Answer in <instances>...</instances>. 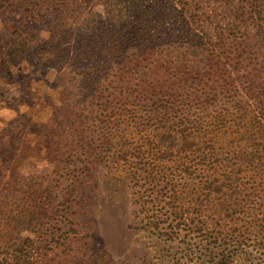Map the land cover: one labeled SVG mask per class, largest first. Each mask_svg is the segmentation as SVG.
<instances>
[{
    "label": "trees",
    "instance_id": "trees-1",
    "mask_svg": "<svg viewBox=\"0 0 264 264\" xmlns=\"http://www.w3.org/2000/svg\"><path fill=\"white\" fill-rule=\"evenodd\" d=\"M90 1L103 4L99 11L90 6V32L70 14L52 13L34 23L48 30L45 45L34 36L31 43L21 37L13 41L30 61H53L58 43L86 58L90 46V67L77 72H90V110L86 101L79 112L90 120V165L129 183L142 213L132 224L159 239L166 252L172 249L167 254L177 264L180 258L264 264L262 7L245 11L240 0L231 12L208 14L198 0ZM73 4L53 0L51 5L71 9ZM13 26L26 34L29 25L22 19ZM24 124L8 123L4 136L18 140ZM30 126L46 137L33 145V153L52 166L49 173L63 169L65 174L67 166L71 172L88 170V146L64 148L48 138L47 127ZM56 181L59 189L50 180L26 181L20 199L31 208L13 215L30 217L31 209L56 198L67 208L74 192ZM67 211L64 225L70 223ZM21 220L12 227L29 224ZM8 227L1 226L6 248ZM66 232L55 240L65 241ZM86 264L104 262L92 258Z\"/></svg>",
    "mask_w": 264,
    "mask_h": 264
},
{
    "label": "rangeland",
    "instance_id": "rangeland-1",
    "mask_svg": "<svg viewBox=\"0 0 264 264\" xmlns=\"http://www.w3.org/2000/svg\"><path fill=\"white\" fill-rule=\"evenodd\" d=\"M86 1L84 5L81 0H64L74 3L69 9L52 7L53 0H0V264H86L92 258L104 264H177V258L167 254L172 249L166 252L159 239L132 224L142 213L137 212L138 206L132 200L136 195L131 194L129 183L115 180V176L105 173L99 164L90 165V120L79 115L81 105L86 101H89L87 109L90 110V72L77 75L83 67H90V46L84 58L79 49L58 43L53 61H30L24 53L19 55V48L14 49L15 37L31 43L34 36L45 45L50 38L48 30L41 25L34 26V23L48 19L52 13L70 14L69 17L77 23L75 25L90 32V22H87L90 6L99 11L103 4ZM198 1V5L203 6L201 11L221 14L231 12L233 5L240 0ZM242 5L245 11L250 5H260L264 13V0H242ZM22 19L29 25L26 34L16 31L13 26ZM8 56L14 60H6ZM80 78L83 81L77 80ZM50 94L53 101H50ZM49 101L56 106L54 110L48 105L51 104ZM16 120H23L25 128L20 138L11 142L8 136H4L3 129ZM31 122L33 130L47 127V135H52L48 138L57 140L59 146H88V151L85 149L88 170L71 172V167L67 166L65 174L63 169L56 172L60 177L49 173L52 166L33 153V145L44 142L46 137L29 131ZM63 155L65 160L67 153ZM29 179L37 182L42 179L44 183L50 180L52 188L58 186L56 179L63 185L69 184L68 188L74 192L70 205L64 208L56 198L41 208L31 209L33 214L30 213V217L14 216L26 213L24 208H31L20 199V190ZM66 209L70 223L64 225L62 218ZM7 214L11 216L6 218ZM20 220L29 221V224L12 227ZM4 223L9 224L5 229L7 248L2 242L4 229L1 226ZM64 230H68L65 241L55 240ZM179 262L211 264L184 262L182 258L178 259Z\"/></svg>",
    "mask_w": 264,
    "mask_h": 264
}]
</instances>
